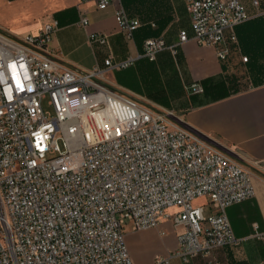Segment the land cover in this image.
Listing matches in <instances>:
<instances>
[{
    "label": "built area",
    "instance_id": "built-area-1",
    "mask_svg": "<svg viewBox=\"0 0 264 264\" xmlns=\"http://www.w3.org/2000/svg\"><path fill=\"white\" fill-rule=\"evenodd\" d=\"M184 1L193 39L213 48L236 74L235 57L248 63L235 33L252 18L246 6L241 0ZM251 1L261 14V0ZM110 6L132 40L140 20L121 0H99L100 10ZM79 25H90L83 13ZM58 28L56 20L37 33L0 26V264H134L127 228L154 229L163 221L182 230L176 251L156 264H172V257L189 263L240 245L227 210L255 197L250 172L173 110L151 107L114 85L108 72L132 60L109 57L90 70L64 60L50 48ZM88 40L108 44L101 33H89ZM188 40L185 30L172 46L149 38L144 56L154 61ZM239 75L250 82L245 68ZM188 90L199 94L203 87L193 83ZM204 197L206 205H193ZM255 236L264 240V233Z\"/></svg>",
    "mask_w": 264,
    "mask_h": 264
},
{
    "label": "crops",
    "instance_id": "crops-1",
    "mask_svg": "<svg viewBox=\"0 0 264 264\" xmlns=\"http://www.w3.org/2000/svg\"><path fill=\"white\" fill-rule=\"evenodd\" d=\"M127 13L138 18L141 27L128 40L115 20V6L98 8L99 0H0V26L16 34L37 33L56 20L59 24L50 48L64 60L81 69L132 60L125 69L108 72L109 80L121 91L154 108L173 110L196 135L210 139L223 153L244 167L253 177L255 197L228 208L227 217L240 245L217 248L210 257L199 256L189 263L172 257V264H264V83L253 76L250 56L242 64L232 61L236 74L222 64L213 48L200 46L193 39L191 19L184 0H122ZM251 19L257 14L251 0H241ZM85 14L90 25H79ZM250 19V20H251ZM185 30L189 40L165 49L154 61L144 56V42L162 37L168 46L179 43ZM107 36L105 46L93 45L89 33ZM235 33L238 37L237 27ZM239 40V37H238ZM240 42V40H239ZM243 51V50H242ZM232 69V67L230 66ZM247 70L250 82L239 80ZM255 74V73H254ZM198 83L203 92L192 94L188 87ZM255 226H257L255 228ZM180 227L163 221L158 228L126 233V243L134 264H156L178 246Z\"/></svg>",
    "mask_w": 264,
    "mask_h": 264
},
{
    "label": "trees",
    "instance_id": "trees-1",
    "mask_svg": "<svg viewBox=\"0 0 264 264\" xmlns=\"http://www.w3.org/2000/svg\"><path fill=\"white\" fill-rule=\"evenodd\" d=\"M237 32L244 54L250 56L253 63L250 64L254 70L253 76L255 79L259 77L257 82L264 83V16L256 17L238 26Z\"/></svg>",
    "mask_w": 264,
    "mask_h": 264
},
{
    "label": "rangeland",
    "instance_id": "rangeland-1",
    "mask_svg": "<svg viewBox=\"0 0 264 264\" xmlns=\"http://www.w3.org/2000/svg\"><path fill=\"white\" fill-rule=\"evenodd\" d=\"M239 43H240V42H239ZM240 47H241V44H240ZM241 51H242V48H241ZM242 53H244V52L242 51ZM248 75H249V74H248ZM59 146H60L61 150L64 151V145H63L62 142H59ZM208 201H209V199H208L207 197H204V198H198V199H196V200L193 202V205H194L195 207L203 206V205H206V204L208 203ZM209 212H210V211H209V208L207 207V208H206V215H208ZM129 230H131V229H130V226L127 228L126 232L129 231Z\"/></svg>",
    "mask_w": 264,
    "mask_h": 264
}]
</instances>
